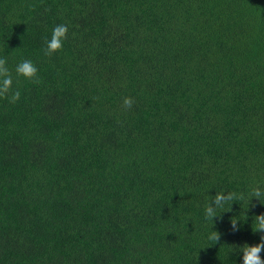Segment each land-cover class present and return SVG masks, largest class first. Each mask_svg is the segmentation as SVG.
I'll use <instances>...</instances> for the list:
<instances>
[{"label": "trees", "instance_id": "1", "mask_svg": "<svg viewBox=\"0 0 264 264\" xmlns=\"http://www.w3.org/2000/svg\"><path fill=\"white\" fill-rule=\"evenodd\" d=\"M0 57L39 68L0 98V264H238L259 240L256 198L203 209L264 181V0H0Z\"/></svg>", "mask_w": 264, "mask_h": 264}, {"label": "clouds", "instance_id": "2", "mask_svg": "<svg viewBox=\"0 0 264 264\" xmlns=\"http://www.w3.org/2000/svg\"><path fill=\"white\" fill-rule=\"evenodd\" d=\"M70 24L60 23L53 27L50 38H46L44 55L49 56L59 53L63 50L65 42L68 38ZM39 68L31 59H22L10 66L7 58L0 57V98H6L10 104H15L21 98V92L18 84L22 79L34 83L39 82ZM134 100L130 96L123 97L122 106L125 110L131 108ZM210 189V188H209ZM207 194L210 199L207 200L203 215L205 219L213 221L214 217L218 218L222 211L228 210L233 201H245L249 207L252 198H256L260 203L264 204V181H254L247 190L237 194L228 189L216 190L214 195ZM245 208V209H246ZM246 219L237 217L231 219V228L233 231H240L241 225L238 223ZM254 231L260 233L259 240L256 243L244 242L234 245L229 252L239 257L238 264H264V214L255 216ZM253 225V224H252ZM215 242L219 240V233L211 237Z\"/></svg>", "mask_w": 264, "mask_h": 264}]
</instances>
